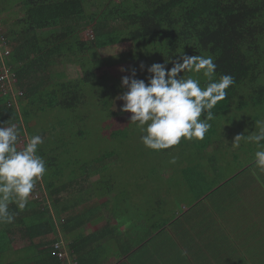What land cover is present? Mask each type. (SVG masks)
<instances>
[{
	"label": "trees",
	"instance_id": "16d2710c",
	"mask_svg": "<svg viewBox=\"0 0 264 264\" xmlns=\"http://www.w3.org/2000/svg\"><path fill=\"white\" fill-rule=\"evenodd\" d=\"M21 3L22 12L11 17L13 22L8 25L4 37L10 49L8 65L12 67L15 85L22 96L14 98L10 92L2 94L0 91V124L18 126L20 146L28 136L43 137L46 130L51 131V135L38 147V155L46 162L43 191L48 193V197L29 200L22 211L15 204L9 206L15 219L10 224H0V264H61L53 255L54 244L61 242L56 225V222L62 221L59 212H74L60 224L61 234L67 240L68 233L79 225L77 211H73L74 204L84 197L91 200V192L71 193V199H66V207L59 211L60 193L66 185L77 181L76 176H90L95 171L89 173L88 169L113 155L108 153L82 162L73 140L85 138L87 131L72 132L67 126L54 131L53 122L58 118L55 111L62 109L73 112L87 103L86 92L96 95L89 89L97 78L102 61L84 59L83 54L121 43H132L133 48L122 56V63L132 64L149 57L153 64L169 61L166 64L169 69L172 67L171 61L181 54L211 56L217 65L215 78L228 74L234 80L226 90L225 100L218 102L213 109L215 117L209 122L212 123L227 111L229 103L231 100L234 102L242 88L251 90L253 94L258 92V97H249V100L252 99L254 105L262 103L264 88L256 86V83L264 73V0H21ZM92 7L95 11L90 10ZM54 29L60 32H43ZM87 30L91 31L92 40L84 38ZM65 55H70L79 65L83 76L77 80L49 84V69ZM181 75L196 77L192 73H180L178 77ZM200 79L203 86L205 81L202 77ZM102 99L103 106L111 100L109 94H103ZM214 132V127L208 130L205 142H190L194 153L185 156L187 163L180 167L189 185L196 184L198 187L213 163L211 156L202 165L201 152L214 144L215 151L222 148L218 144L220 142L211 141ZM128 134L126 129H118L111 136L125 138ZM66 136L70 137L67 141ZM124 142L123 139L119 141L121 145ZM178 146L187 148L188 140H181L162 152L168 153ZM60 149L55 155L56 150ZM225 149L231 150L226 145ZM66 170L68 176L63 182L61 178ZM115 184L113 178L112 186L108 181L99 179L97 186L101 193L98 196L113 193ZM55 195L58 198L51 205L53 213L42 201H48ZM204 195L200 194L197 199ZM117 196H121V192ZM17 235L28 245L14 251L12 244ZM49 236H53V240H49ZM75 242L73 239L62 244L70 255L76 256L79 264H83L86 258L81 255Z\"/></svg>",
	"mask_w": 264,
	"mask_h": 264
},
{
	"label": "rangeland",
	"instance_id": "374dc122",
	"mask_svg": "<svg viewBox=\"0 0 264 264\" xmlns=\"http://www.w3.org/2000/svg\"><path fill=\"white\" fill-rule=\"evenodd\" d=\"M22 8L21 0L0 1V40L13 22L11 17L21 14ZM90 10L95 11L93 7ZM50 31L60 32L59 29L43 32ZM84 38L92 40L90 30L85 31ZM132 48V43H121L84 53V59L102 61L96 73L97 78L89 89L96 95L86 92L87 103L73 112L62 109L54 112L58 113L57 120L53 122L54 131L63 130L66 126L72 132L87 131L85 138L73 140L78 146L80 161L87 162L104 154H113L88 169L89 173L95 171L90 176L77 174V181L66 185L61 191L60 203L78 190L90 191L93 201H109L110 195L98 196L101 191L97 181H108L112 186L113 178L116 182L114 189L120 190L121 197L112 201L125 200L143 211H146L147 206L148 220L159 218V230L166 234L164 252L152 258L136 254L128 257L124 264H264V172L253 163L257 145L241 140L238 147L232 146L237 135H253L258 131L257 122H264V94L262 103L254 105L249 97H258L259 93L253 94L251 90L242 88L234 102L231 100L229 103L227 111L213 121L216 124L210 123V129L215 128L211 141L220 142L218 144L222 148L216 152L214 144L201 152L202 165L211 156L213 163L198 187L196 184L189 185L180 167L187 163L184 157L194 153L191 141H188L187 148L178 146L168 153L147 149L140 140L139 128L129 124L131 113L120 111L123 102L117 97L126 91L121 86V78L130 75L131 70L135 69V76L147 83L146 78L150 74L146 68L153 64L149 57L132 64L122 63V56ZM140 65L145 66L143 70ZM262 69L264 71V62ZM49 74V84L77 80L83 76L79 65L70 55L57 59L49 69ZM256 86L264 88V73ZM13 89L17 90L15 82ZM0 91L2 94L7 92L5 88H0ZM103 94H109L111 99L106 106H103ZM52 115L49 116L50 120ZM118 129H126L128 137L111 136ZM50 133L46 130L41 136L43 140ZM207 135L199 141L205 142ZM69 138L66 136L65 141ZM120 139L125 140L124 145L119 143ZM225 145L231 150H226ZM60 151L56 150L54 154ZM67 176L68 170L61 181L65 182ZM44 185V178L37 181L28 201L48 197V193L43 191ZM104 189L102 187V191ZM202 193H205L204 197L197 199ZM57 198L55 195L42 203L52 212L51 205ZM27 245V241L17 235L12 250Z\"/></svg>",
	"mask_w": 264,
	"mask_h": 264
},
{
	"label": "clouds",
	"instance_id": "9594fccd",
	"mask_svg": "<svg viewBox=\"0 0 264 264\" xmlns=\"http://www.w3.org/2000/svg\"><path fill=\"white\" fill-rule=\"evenodd\" d=\"M165 63H154L146 68L150 75L145 80L136 79V70L121 78L126 91L117 97L122 101L121 112L131 113L130 123L139 128L144 147L159 151L168 149L182 139L203 140L215 117L213 109L225 100L227 89L234 83L231 75L216 79L217 65L211 56L179 55L169 69ZM144 65H140L143 70ZM123 71V69H122ZM180 73L196 74L184 76ZM202 77L205 81L201 86ZM203 114V118H201ZM0 124V224H10L15 214L10 204L24 210L28 197L46 173V162L38 155L43 144L40 135L28 136L20 146V133L15 124ZM253 135H237L232 146L241 140L255 143L257 149L253 163L264 172V122H257ZM174 162V161H173Z\"/></svg>",
	"mask_w": 264,
	"mask_h": 264
},
{
	"label": "crops",
	"instance_id": "0c3cea01",
	"mask_svg": "<svg viewBox=\"0 0 264 264\" xmlns=\"http://www.w3.org/2000/svg\"><path fill=\"white\" fill-rule=\"evenodd\" d=\"M119 192L115 190L111 193L109 201H88L85 197L77 201L73 211H77L79 225L68 233L67 240L61 234L60 224L74 212L61 210L66 207L67 198L60 203L58 209L61 210L59 218L62 221L56 222L58 237L61 243L76 240L75 245L86 258L83 264H124L128 257L136 254L141 253L149 258L163 254L166 234L159 230V218L148 220L147 206L146 212L125 200L112 201L121 197L117 196ZM48 239L53 240V236Z\"/></svg>",
	"mask_w": 264,
	"mask_h": 264
},
{
	"label": "built area",
	"instance_id": "2783aa9c",
	"mask_svg": "<svg viewBox=\"0 0 264 264\" xmlns=\"http://www.w3.org/2000/svg\"><path fill=\"white\" fill-rule=\"evenodd\" d=\"M10 49L7 45L5 37L0 40V88H5L6 93L10 92L14 98L21 97L22 92L13 89L15 82L14 73L11 72L12 67L8 65ZM7 59V61L5 60ZM6 81L4 84L3 82ZM5 93V94H6ZM53 255L60 261L61 264H79L75 255H70L67 249L61 242L54 244Z\"/></svg>",
	"mask_w": 264,
	"mask_h": 264
}]
</instances>
